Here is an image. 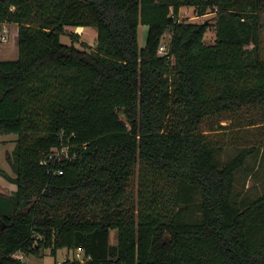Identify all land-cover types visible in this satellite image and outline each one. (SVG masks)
Returning <instances> with one entry per match:
<instances>
[{"label":"trees","instance_id":"obj_1","mask_svg":"<svg viewBox=\"0 0 264 264\" xmlns=\"http://www.w3.org/2000/svg\"><path fill=\"white\" fill-rule=\"evenodd\" d=\"M185 6L215 12L214 44ZM263 14L264 0H0V134H17L0 264L61 249L86 257L62 264H264V192H236L256 147L224 160L214 137L224 113L264 104ZM67 26L96 27V47L62 43Z\"/></svg>","mask_w":264,"mask_h":264},{"label":"rangeland","instance_id":"obj_2","mask_svg":"<svg viewBox=\"0 0 264 264\" xmlns=\"http://www.w3.org/2000/svg\"><path fill=\"white\" fill-rule=\"evenodd\" d=\"M215 12H208L205 15L198 16L195 8L192 6L182 7L179 11L178 19L186 22L203 23L208 22L209 28L205 34V42L214 44L216 41V17ZM5 27V26H4ZM148 32L147 25L139 26V44L144 46ZM260 51L264 55V14L261 17L260 27ZM8 29L0 32V40L7 37ZM97 28L88 27H65L61 34V41L64 44H74L81 49L92 50L97 45ZM171 33L167 32L162 45H168ZM5 44V43H3ZM7 44H11V41ZM15 56H3L2 59H11ZM221 124L224 129L220 133L214 134L215 139L220 140L224 150L220 155L221 159L233 157L240 148L255 146L256 151L247 159L245 166L237 172L236 175V192L243 196L256 198L264 192V104L257 107H244L236 113H224ZM220 121V117L215 120ZM250 120L256 122L255 126H249ZM243 124V125H241ZM245 124V125H244ZM240 128V129H239ZM16 133L0 134V192L6 195L12 194L17 190L15 181L16 172L12 167L9 157L14 155L16 150ZM138 171L139 166L134 168L132 177L127 187V196L130 201H136L138 191ZM118 242V231L111 230L110 243L115 245ZM66 249H61L57 256H53L50 250L39 257L35 256L36 264H54L56 260H63L67 255ZM76 253L73 252V255ZM32 255V254H30ZM29 255V257H30Z\"/></svg>","mask_w":264,"mask_h":264},{"label":"built area","instance_id":"obj_3","mask_svg":"<svg viewBox=\"0 0 264 264\" xmlns=\"http://www.w3.org/2000/svg\"><path fill=\"white\" fill-rule=\"evenodd\" d=\"M6 39L5 37H2V40ZM160 53H165L166 52V46H161ZM67 151L66 147H62V148H55L52 152L49 153V155L47 156V159L43 161V163H48V162H54L57 158L60 157V155L64 154ZM59 173H62V171L60 170ZM74 253H76V255L72 253L71 256H67L63 261H58V264H62L64 261L66 260H79V261H85L86 257L85 254L83 252L82 249H77Z\"/></svg>","mask_w":264,"mask_h":264},{"label":"crops","instance_id":"obj_4","mask_svg":"<svg viewBox=\"0 0 264 264\" xmlns=\"http://www.w3.org/2000/svg\"><path fill=\"white\" fill-rule=\"evenodd\" d=\"M5 30L7 29V26L5 25ZM60 251V250H59ZM58 251V252H59ZM45 253V252H44ZM43 253V254H44ZM72 253L73 252H67V255H66V257L67 256H71L72 255ZM35 256H37V257H39L38 255H30V257H29V255H26V254H24V253H21V252H18V253H16L15 255H14V257H16V258H18V259H20L21 261H23L24 263H26V264H36L37 262H36V259H35ZM65 259V258H64ZM63 259V260H64ZM62 260V261H63ZM57 261H61V260H57Z\"/></svg>","mask_w":264,"mask_h":264}]
</instances>
